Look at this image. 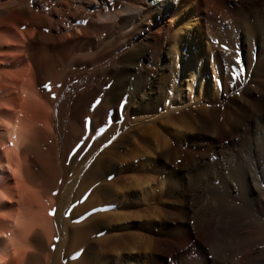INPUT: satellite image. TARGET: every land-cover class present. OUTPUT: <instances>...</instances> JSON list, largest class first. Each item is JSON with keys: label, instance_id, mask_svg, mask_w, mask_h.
Returning a JSON list of instances; mask_svg holds the SVG:
<instances>
[{"label": "bare ground", "instance_id": "1", "mask_svg": "<svg viewBox=\"0 0 264 264\" xmlns=\"http://www.w3.org/2000/svg\"><path fill=\"white\" fill-rule=\"evenodd\" d=\"M187 71L199 100L178 111L182 139L163 114ZM163 105L153 132L133 124ZM128 139L147 144L166 199L146 264H165L167 244L189 264L198 238L210 252L220 235L236 245L210 264H264V0H0V264L95 253L110 213L71 225L50 212L72 169L76 216L107 201ZM209 198L228 206L224 220Z\"/></svg>", "mask_w": 264, "mask_h": 264}, {"label": "rangeland", "instance_id": "2", "mask_svg": "<svg viewBox=\"0 0 264 264\" xmlns=\"http://www.w3.org/2000/svg\"><path fill=\"white\" fill-rule=\"evenodd\" d=\"M189 26L193 29L192 24L189 23ZM192 38L195 42L199 40L198 35L194 33L192 34ZM197 48L196 54L198 55H204L207 51L206 47L200 45V43ZM184 56H187V65H191V58L193 55L187 51ZM202 77L206 82L207 75L204 74ZM193 87L194 82L192 72H184L182 77V89L175 93L173 100L175 105L171 107L169 113H165L166 115L163 114L166 111L167 105L156 108L157 110L149 113L138 109V113L136 112L135 115L131 116L133 124L135 126H145L153 132L156 129V125L150 120H153L155 115L157 116L158 114H163L164 117L170 115V118L178 127L179 136L182 139L189 136L192 133L190 132L191 128L185 125L184 117L180 115L178 111L188 105L183 104L184 101L188 100L192 103L193 101L199 100V98H193ZM146 147L147 144H144L143 142L141 143L140 140H127L125 146L120 148L122 154L120 159V163L122 162L121 169L115 171L112 176L107 178V181L111 184V197L107 201L100 200L94 207L85 210L83 214L79 216H76L74 213L77 201L70 199L73 197V193L77 189V182L75 180L78 172L76 169H72L67 173L64 182L65 186L61 189L64 200L60 199V201L59 198L56 200V206H54V210H51L50 212L51 216L55 215L54 213L59 210L61 219L70 220L69 223L72 225V223L76 224L77 222H80V220H85L93 213H110L107 216L100 215L103 217L102 219L108 223V228L94 235L97 240L93 239V241L98 249L91 255L92 257H85V260L83 259V264H146V259L149 254L148 248L161 225L163 207L166 204V199L162 191V188L164 187L162 186L161 181L156 180L151 172V167L155 164V161L152 160L150 152L145 150ZM131 149H137V151L134 152ZM258 176L260 182L259 185L264 193V177L260 171L258 172ZM145 183L148 184L147 188H150L149 193L144 192V188H146V185H144ZM94 186L95 185H93V187ZM211 187L214 188L216 185L212 182H208L204 188ZM34 189L36 190V188ZM37 190L39 191L40 188H37ZM53 193L52 195L57 194L56 192L55 194ZM88 193L89 190L85 191L79 201H85L88 197ZM43 197H45V195ZM212 200L210 198L207 200L208 210L224 220L230 212L228 206ZM63 201L64 203H62ZM220 236L210 244V247L212 246L210 252L207 250L209 247H207L208 242L205 240V237L198 238V240H196L195 248L192 249L188 255V263L210 264L208 258H210L212 253L218 255L222 250L226 251L230 249L229 251H231L236 244H234L227 235ZM162 252L161 257L165 264H181L179 259L173 258L174 255L170 245L167 244ZM62 253L61 256H63V258L61 257L60 262L64 264L65 261L70 259V255L65 254L66 252H64V250ZM81 253V251H77L74 257H80Z\"/></svg>", "mask_w": 264, "mask_h": 264}, {"label": "snow or ice", "instance_id": "3", "mask_svg": "<svg viewBox=\"0 0 264 264\" xmlns=\"http://www.w3.org/2000/svg\"><path fill=\"white\" fill-rule=\"evenodd\" d=\"M239 71H241V72H242V71H243V68H242V67H239ZM46 87H47V86H46Z\"/></svg>", "mask_w": 264, "mask_h": 264}]
</instances>
